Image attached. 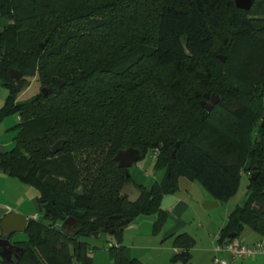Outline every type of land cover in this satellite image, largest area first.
<instances>
[{
	"label": "trees",
	"instance_id": "1",
	"mask_svg": "<svg viewBox=\"0 0 264 264\" xmlns=\"http://www.w3.org/2000/svg\"><path fill=\"white\" fill-rule=\"evenodd\" d=\"M233 2L0 0V121L18 118L0 174L33 189L42 214L27 220L25 242L11 243L23 250L12 264H91L81 239L110 231L109 264H142L121 245L122 229L155 215L157 234L160 202L180 177L222 203L248 176L216 244L244 229L264 239V0L246 12ZM9 70L20 75L17 92ZM30 79L38 92L17 101ZM204 94L219 99L209 112L199 106ZM127 148L139 159L150 151L162 180L135 185L113 161ZM125 184L139 192L134 203L119 199ZM193 244L173 236L170 261L187 262Z\"/></svg>",
	"mask_w": 264,
	"mask_h": 264
},
{
	"label": "rangeland",
	"instance_id": "2",
	"mask_svg": "<svg viewBox=\"0 0 264 264\" xmlns=\"http://www.w3.org/2000/svg\"><path fill=\"white\" fill-rule=\"evenodd\" d=\"M37 92L38 87L35 80L30 79L29 85L18 95L17 101H27ZM6 95L7 91L0 87V106ZM2 120L0 121V128L6 127L7 130L5 129L4 133L14 136L16 131L8 129L17 120V116L10 115ZM6 138L10 137L7 136ZM127 174L135 185L149 189L153 183H158L162 180L164 171L154 167V156L148 151L127 169ZM247 183L248 176L240 174L238 188L233 197L226 202L217 203L216 207L208 211L202 210L200 205L193 202L186 193L176 192L172 195L164 196L159 205L162 211L170 208L179 201L185 206L182 213L178 217H174V219L176 218L178 220V223L174 219H168L162 231L152 235V225L156 220V216H137L126 228L122 229L121 245L129 250L130 256H133L142 264H214V258L217 260H225L228 264H264V255H258L250 259L229 260L222 254L214 255L212 252L215 246L213 238L224 224L227 214L236 207L242 206L244 203ZM202 195L205 200L212 202L205 193L202 192ZM39 219H42L41 213L38 216ZM171 226L178 227V233L187 234L194 240L193 247L189 251V260L185 263L181 261H170L174 253L171 248V240L164 239L162 233ZM257 238L258 235L250 232L248 229H244L237 239L240 242L248 243ZM8 241L12 243L25 242L26 235L24 232L14 233L8 237ZM81 241L88 246L87 256L91 259V264H109L107 253L109 244L106 235H98L95 238H83ZM70 264L79 263L72 260Z\"/></svg>",
	"mask_w": 264,
	"mask_h": 264
},
{
	"label": "water",
	"instance_id": "3",
	"mask_svg": "<svg viewBox=\"0 0 264 264\" xmlns=\"http://www.w3.org/2000/svg\"><path fill=\"white\" fill-rule=\"evenodd\" d=\"M233 5L236 9L241 11H248L251 6V0H234ZM217 60L220 63H224V57L217 56ZM9 80L11 86H13V91L17 92V89L15 88L16 82L20 79V75L17 71L9 70ZM55 86L57 88L61 87V82L56 81ZM49 92L48 89H40V93L42 95H46ZM219 102V99L217 96L204 94L202 96V101L199 102V106L205 111L209 112L212 106H215ZM62 141H57L50 147V153L55 154L59 152ZM172 157V154H171ZM139 159V152L135 149L127 148L124 150H118L114 157L113 161L116 163V166L118 169L127 170L130 168L133 163L138 161ZM127 176V174H125ZM257 177V173L253 172L249 176V180L253 181ZM177 189L178 192L186 193L189 198L200 205L201 209L204 211H208L214 207L217 206L216 202H209L204 199L201 190L195 183H190L184 178H178L177 179ZM125 198L128 203H134L139 198V192L134 188L132 184H125L121 187L119 190V199L122 200ZM65 223V222H64ZM122 225V224H121ZM26 226V218L19 216L17 214H8L6 215L0 222V232H1V238H0V259L5 261L8 264H12L11 261V254L17 253L20 255L22 253L21 248L14 247L12 244L9 243V241L6 239L9 235L16 232H23ZM113 231H110L108 234H106V239L109 245H113L115 243L113 235ZM229 238H233V235H231Z\"/></svg>",
	"mask_w": 264,
	"mask_h": 264
},
{
	"label": "crops",
	"instance_id": "4",
	"mask_svg": "<svg viewBox=\"0 0 264 264\" xmlns=\"http://www.w3.org/2000/svg\"><path fill=\"white\" fill-rule=\"evenodd\" d=\"M17 123H18V118L11 125V127L8 130H15V126ZM5 129H6V127L0 128V154L9 151L13 146V138L15 135L14 136H12L11 134L6 135L4 133ZM7 136H9L10 138H6ZM184 207L185 206L179 201V202L175 203L173 206H171L170 208H167L166 210H164V212L166 214L165 223L167 222L168 219H174L175 216L178 217L182 213V210L184 209ZM11 213L17 214L19 216L26 218V223H27L28 219L38 220L40 210H39L37 202H36V193L33 189H31L25 185H22L17 180L0 174V222L6 215L11 214ZM174 220L176 221V223H178V220L176 218ZM165 223H164V225H165ZM162 229H163V227L161 228L159 233L162 231ZM177 230H178V227L171 226L169 229L163 231L162 237L164 239L172 241L173 236H175L177 234H183V233H178ZM23 232H16V233H23ZM12 234H14V233H12ZM216 235H217V233H216ZM0 237H1V232H0ZM258 240H260V237H258L255 240L253 239L252 241H250L248 243H245V242H241V243L246 245V246H251L252 244L257 242ZM213 241H214V238H213ZM10 243H12V242H10ZM214 245L216 246L215 242H214ZM128 252H129V250H128ZM218 254H222L228 258V256L222 252H219ZM131 257L134 258L133 256H131ZM220 261H225V260H220Z\"/></svg>",
	"mask_w": 264,
	"mask_h": 264
},
{
	"label": "built area",
	"instance_id": "5",
	"mask_svg": "<svg viewBox=\"0 0 264 264\" xmlns=\"http://www.w3.org/2000/svg\"><path fill=\"white\" fill-rule=\"evenodd\" d=\"M217 241V235L214 237V242ZM222 252L226 254L229 260H242L254 258L258 255H264V239H260L251 246L242 244L238 239H231L224 245H217L213 248L214 255ZM214 264H228L225 261H220L214 258Z\"/></svg>",
	"mask_w": 264,
	"mask_h": 264
},
{
	"label": "flooded vegetation",
	"instance_id": "6",
	"mask_svg": "<svg viewBox=\"0 0 264 264\" xmlns=\"http://www.w3.org/2000/svg\"><path fill=\"white\" fill-rule=\"evenodd\" d=\"M1 238V237H0ZM7 240H8V238H6ZM10 243V242H9ZM11 244V243H10ZM13 245V244H12ZM14 247H17V246H15V245H13ZM18 248V247H17ZM17 256H18V254L16 253H12L11 254V261H14V260H16L17 259Z\"/></svg>",
	"mask_w": 264,
	"mask_h": 264
}]
</instances>
